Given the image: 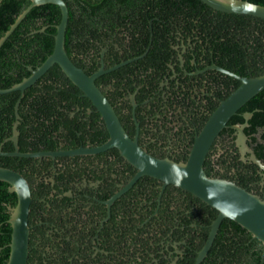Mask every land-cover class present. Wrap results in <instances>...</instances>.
<instances>
[{
  "label": "flooded vegetation",
  "instance_id": "obj_1",
  "mask_svg": "<svg viewBox=\"0 0 264 264\" xmlns=\"http://www.w3.org/2000/svg\"><path fill=\"white\" fill-rule=\"evenodd\" d=\"M169 34L167 55H156L163 60L160 65L144 67L147 62H141L121 69L125 64L113 70L115 73L107 80L99 76L98 87L109 95L131 138L136 137L138 144L152 155L171 159L188 154L198 127L224 99L220 97L226 87L225 77L218 76L220 72L204 69L215 64L209 59L211 51L205 49L207 43L199 40V51L197 36L191 31L175 28ZM134 35V40H140L139 35ZM90 42L89 50L80 58L97 68L101 63L108 68L126 60L122 58L131 47L130 35L119 26L101 39L91 37ZM147 47L149 50V44ZM56 104L61 109L65 101L56 99ZM59 111L70 118L76 113V120L85 123L92 136H98L97 131L103 127L105 130L100 118L93 119L89 107L76 105L69 112ZM245 112L234 114L241 116L242 122L227 121L206 158L213 168L211 176L233 181L264 199V168L249 158L252 153L256 156L260 151L257 146L262 145L263 156L256 157L264 166V129L250 131L248 120L252 112L247 121L242 116ZM244 122L243 131H249V135L244 132L248 151L242 155L235 143L234 126ZM24 128L22 140L31 141L37 149L21 152L99 145L75 127L58 126L52 131L54 144L50 149L45 146L50 137L48 125L26 123ZM5 142L8 141H2L1 147ZM219 156L224 162L217 164ZM28 159L21 174L31 195L28 226L34 253L29 264H127L128 260L131 264H181L188 251L193 250V243L199 241L202 225L195 222L196 217L201 218L199 207L177 187H162L157 180L149 184L141 177L109 206L104 203L135 173L114 148L97 154ZM65 244L74 245L75 250L68 253L72 248L65 250Z\"/></svg>",
  "mask_w": 264,
  "mask_h": 264
},
{
  "label": "trees",
  "instance_id": "obj_2",
  "mask_svg": "<svg viewBox=\"0 0 264 264\" xmlns=\"http://www.w3.org/2000/svg\"><path fill=\"white\" fill-rule=\"evenodd\" d=\"M248 1L264 5V0ZM64 2L68 8L64 47L72 62L87 74L97 69L96 65L90 67L80 58L81 54L89 50L91 37L101 39L118 26L125 29L131 40V47L122 59L141 54L149 44V50L144 57L121 69L136 66L141 62H147L144 67L160 65L163 60H159L156 55L163 58L167 55L170 44L169 31L178 28L182 31H191L197 36L196 49L200 46L199 40H202L203 44L207 43L205 49L209 53L211 51L209 55L211 63L241 76H256L264 73V19L220 12L199 0H64ZM29 3V0H0V37ZM59 18L58 6L49 3L33 6L27 12L0 47V89L8 88L21 81L29 75L27 66L35 68L51 53L55 25ZM42 27H45L44 30L39 31ZM134 34L139 35L140 40H134ZM202 43L199 51L202 49ZM114 73V71L106 73L101 78L107 80ZM218 76L225 77L226 88L225 93L220 97L222 99L235 89L239 82L227 75L218 73ZM95 84L99 86L100 77L95 80ZM101 91L113 106L109 95L103 89ZM19 95V92L0 94V144L11 135L14 120L13 107ZM56 99L61 102L65 101V104L60 106L62 110L66 109L69 112L74 110L76 105L83 109L89 107L93 112V119L100 118L89 100L54 64L35 84L24 90L20 99L18 106V114L21 118L18 125L20 151L37 149V145H33L31 141L22 140V134L26 131L24 128L26 123L48 125L50 137L45 146L50 149L54 144L51 138L52 131H56L58 126L75 127L76 131L89 134L91 141L95 144H100L107 139L108 134L106 129H103L104 127L97 131L99 137L92 136L86 124L76 120V113L73 118H70L67 114L60 112L61 109L57 108ZM189 106L191 107V104ZM114 110L125 127L115 106ZM242 111L252 112L248 120L250 131H255L258 127L264 129V89L248 100L238 109L237 113ZM31 117H34L35 121H32ZM99 120L103 122L101 118ZM232 120L243 121L241 116L236 115H233L228 122ZM244 132L249 135V131L244 130ZM71 135L76 137L75 133L71 132ZM261 139L264 140V130ZM257 147L260 151L256 152V156L262 158L263 146L258 145ZM1 149L11 151L12 143L5 142ZM114 151L118 153L116 149ZM186 156L185 152L171 159L184 161ZM29 160L28 158L0 156V166L23 173L24 162L27 163ZM216 162L217 164L224 162L223 156H219ZM203 169L207 175H212L213 168L208 158L203 163ZM142 179L149 184L156 181L147 176ZM8 186L6 182L0 181V264L7 262L11 232L7 219L9 218V207L16 204V195L8 191ZM177 190L185 193L192 202L196 203L201 212V218L196 217L195 221L196 224L202 225L199 241L193 243V250L188 251L181 263L193 264L197 251L201 248L208 233V225L216 216L217 211L190 193ZM29 219L30 216L28 222ZM70 247L72 249L68 250V253L73 252L75 246L65 244V250ZM31 248L32 241L29 240L27 264L30 262L31 253H34V249ZM127 264H131L129 260ZM200 264H264V245L239 224L225 218L218 228L206 257Z\"/></svg>",
  "mask_w": 264,
  "mask_h": 264
},
{
  "label": "water",
  "instance_id": "obj_3",
  "mask_svg": "<svg viewBox=\"0 0 264 264\" xmlns=\"http://www.w3.org/2000/svg\"><path fill=\"white\" fill-rule=\"evenodd\" d=\"M30 3L14 19L13 23L0 37V47L5 39L11 34L18 23L24 18L27 12L36 5L54 4L60 12V18L55 25L53 49L51 53L35 68L27 66L29 75L21 81L12 84L8 88H1L0 94L19 92L20 95L14 103V120L11 127V135L5 141H11L13 151L5 152L1 149L0 156H17L23 158H41L76 156L85 154H97L114 148L135 173L128 180L125 186L118 190L104 203L109 206L117 197L128 190L139 178L147 176L162 183V187L172 185L182 191L190 193L217 211L216 216L208 225L206 238L197 251L193 264H200L206 257L218 228L223 219L228 218L259 240L264 245V199L260 196L237 185L235 182L209 176L203 169V163L214 139L225 127L227 121L240 109L248 100L264 89V73L256 76H241L218 65H210L206 69H214L239 82L224 99L220 100L214 110L208 115L206 121L196 133L184 161H174L168 157H156L142 148L136 137L131 138L122 126L113 106L95 84L97 77L109 73L120 66L136 61L145 56L148 47L141 54L122 60L108 68L103 63L91 74L76 66L68 56L65 47V32L68 22V8L64 0H29ZM208 7L230 14L248 15L264 19V5L249 2L248 0H199ZM42 27L39 31H43ZM56 64L66 78L76 86L84 97H86L95 111L99 113L105 129L107 139L96 146L78 147L68 150L42 151V152H21L18 149V125L20 116L18 106L23 92L26 88L35 84L36 81L52 66ZM203 69V70H204ZM202 71V70H200ZM133 105L134 99L131 96ZM245 121L251 116L250 112L243 115ZM246 122L235 125V143L243 155L248 151L246 135L243 131ZM260 168H264L260 160L252 153L249 156ZM0 181L6 182L8 191L15 193L16 204L9 207V218L7 223L11 227L9 252L6 264H27L29 253V226L28 214L31 202L30 189L25 177L18 171L0 166Z\"/></svg>",
  "mask_w": 264,
  "mask_h": 264
}]
</instances>
